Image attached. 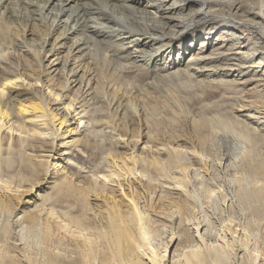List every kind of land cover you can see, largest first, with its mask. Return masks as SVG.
Masks as SVG:
<instances>
[{"label": "bare ground", "instance_id": "6f19581e", "mask_svg": "<svg viewBox=\"0 0 264 264\" xmlns=\"http://www.w3.org/2000/svg\"><path fill=\"white\" fill-rule=\"evenodd\" d=\"M231 1L0 0V156L4 152L22 154L28 149L34 152H53L51 157L44 156L43 161L33 160L27 163L28 166L24 165L25 171L32 176L42 175L44 181L39 186L35 185L33 190L30 186L28 191H22L27 193L25 199H28L21 202L30 204L36 190L40 192L46 185L51 184L52 180L56 181V184L50 190L55 189L57 193L58 187H61L59 184L68 180L62 173V167L58 168L59 165L52 163L53 156L57 155L53 144H57L55 141L65 134L71 135L69 137L72 138L68 148H87L95 145L90 143L89 130L109 129L111 132L115 131V134L111 135L114 137L116 133L119 136L125 130L131 131L136 126L139 128L141 124L144 127V122L150 123L151 119L157 118V113L154 114L155 112L149 109L146 103L148 101L143 96L134 97L131 95L133 93L126 92L123 79L126 81L129 78L120 71L111 69L112 64L117 63L118 67H122V72L129 68H126L128 65L143 70L164 66L170 71L168 75L162 76L165 78L182 75L196 79L225 77L238 84H254L252 87H256L255 89L264 95V0L256 1L258 8L255 13L251 12L253 5L249 2L250 8L245 12L246 15L258 17L255 18L258 20L246 19V15L240 18L237 15L240 7L234 4L235 1L230 4ZM229 31L248 34L258 45H243L240 42L242 38L235 36L230 39L234 44L229 49H222L220 42L224 41L220 40L221 35L232 36ZM219 32V40L213 39V35ZM255 42H251L252 45ZM186 43L189 44L185 46ZM123 60H127L126 66L122 65ZM251 72L260 73L261 78L253 77L241 81V77H238L240 74L243 77ZM257 105L255 104L256 107ZM262 106L260 104L261 108L258 106L260 109L255 111L257 116L244 117L255 119V122L259 121L264 125ZM248 110L251 112L252 109ZM12 119L15 121L10 123ZM37 123H41L45 130L40 129ZM27 124L31 127L27 128ZM69 126L72 128L67 130ZM63 127L66 129L63 130ZM45 131H50L53 136L49 150H44L47 145L39 140ZM12 132L25 134L26 138L16 144ZM146 138L142 137L144 146L147 145ZM27 140H32L34 144ZM247 140L255 145L259 138L246 137ZM51 147L53 150H50ZM119 147L123 157L115 159L117 155L113 156L111 153L112 156L108 159L113 171L99 177L104 180L101 183L102 191L93 193L91 188L77 189L81 194L80 198H85L87 203L89 196L100 202L93 213H88L90 218L82 216L79 220L67 219L65 214L66 217L60 215L57 218L64 217L67 224L63 220L62 225L53 223L49 217H42L43 210L38 209V205L34 204V209L37 208L38 211H19L17 205L15 208L13 202L0 195V209L7 212L15 210L12 214V225L16 228L43 227L44 240L49 243L53 238L50 224L55 230L78 228L81 220H94L101 225V230L82 235L83 239L71 238L69 243L73 249L59 259L46 252V264H55L57 260L65 264H226L229 256L234 264L255 263L254 254L258 251L257 248L247 243V240L244 241V238L243 241H235L236 234L239 236L241 231L238 232L234 228L237 226L231 219L224 221L220 218V224L215 225L207 216V219L204 216L197 218L195 214H191L192 201L185 193H137L141 192L143 187H140L139 181L135 179L134 171L141 166L143 169V165L153 164L146 159L145 152L141 151L143 148L131 145L129 140ZM151 147L154 149L150 148V152H155L156 149L160 151L155 146ZM94 148L98 147L95 145ZM238 149L233 147L226 150L222 158L224 168H228V165L230 167L236 153H240ZM167 160H170V157ZM198 160L201 159H190L191 162H188L190 167L193 166L192 171L194 165L201 166V161ZM232 165L236 167L235 163ZM202 167H206V164ZM143 171L142 173L145 172ZM194 171L200 172L196 169ZM125 175L129 178L131 176L130 182L128 178L119 180ZM206 177L208 178V175ZM71 180L68 185L72 184ZM108 185L114 187L112 191L116 193L103 192ZM18 186L15 185L14 188ZM10 187L0 184V193H12L13 188ZM80 198L78 196V199ZM250 198L263 201L264 189L257 196L243 193L240 201L246 202ZM2 237L0 264L1 258L10 252ZM24 252L25 257L27 254ZM169 252L171 254L167 259ZM18 255L22 256L20 253ZM262 262L264 263V260Z\"/></svg>", "mask_w": 264, "mask_h": 264}, {"label": "rangeland", "instance_id": "374dc122", "mask_svg": "<svg viewBox=\"0 0 264 264\" xmlns=\"http://www.w3.org/2000/svg\"><path fill=\"white\" fill-rule=\"evenodd\" d=\"M234 1V4L240 7L237 13L240 18H243L246 15L245 12L250 8L248 6L249 2L253 5L251 12L255 13L257 11V0H232L230 4ZM234 17L238 18L235 15ZM245 18L258 20L255 19L258 17L251 15H246ZM234 32L235 31H229L228 33L232 34V36L221 35V38L218 36L220 32L215 33L213 39L216 38L219 40L220 38V40L222 39L221 41H224L220 42V45L222 44L223 46L222 49H229L234 44V41L232 42L230 39L235 36L242 38L240 42L243 43V45H246V43L251 44H249V47L258 45L257 42L251 39L250 35L243 33H238V35ZM251 42H255V44L252 45ZM188 44L189 43H186L185 46ZM199 44L200 42L197 44V47ZM215 49L216 48H213V50ZM214 52L216 53L217 51ZM122 65L126 66L127 60H123ZM110 68L118 72L120 71L124 76L126 75L129 78L126 81L123 79L126 92L133 93L131 95L134 97L143 96V98L148 101L146 103L149 109L153 110L155 112L154 114L157 113V118L149 119L151 122H147L148 125L144 122V127L141 124L139 127L141 129L136 126V128H133L131 131L125 130V132L119 136H117L116 133L114 137L111 135L115 131L111 132L112 130L109 129L103 130V128H96L94 131L89 130L90 143H92V145L95 144L98 148H94L95 145L87 148L79 146H71L68 148V145L72 143V138L69 137L71 135L65 134L62 136L61 139L55 141L57 144H53V149H55L57 155L53 156L54 159L52 163H56L57 166L59 165L58 168L62 167V173L68 180L62 181V183L59 184L61 186L60 188L58 187L59 185L57 186L60 191H57V193H55V189L53 191L50 190V188H54L56 184L54 180L50 182L51 184L46 185L40 192L36 190L33 194L36 198L33 196L32 200L30 199V204L34 201L31 205L21 202L23 200L27 201L28 199H25L27 193L24 194L22 191H28L30 186H32L33 190L35 185L39 186L44 180L42 175L32 176L29 172L25 171L23 167L25 164V166H28L27 163H31L33 160L43 161L45 159L44 156L51 157L53 152H34L31 149L17 155L4 152L0 156V174L2 179L0 184L5 186L8 185V187L11 186L10 188H13V191L11 190L12 193H3V195L0 193V195L13 202L15 208L17 205L19 211H35L37 208L34 209V207L38 205V209L43 210L42 217H49L50 221L53 223H61L62 220L66 222L64 219L66 215L67 219L74 218L79 220L82 216L90 218L89 214L93 213L100 202L89 196L87 203V201L84 200L85 198H82L83 200L80 198L81 194L78 190L82 188H91L94 190L93 193H100L99 191H102L101 183L104 181L102 180L103 178H99L100 175H106L110 171H113L108 158L111 157L112 154L113 156L117 155L115 159L123 157L120 154L121 148L119 146L126 140H129L131 145L139 146L141 149L143 148L141 151L143 153L145 152V157L147 156L146 159L153 164L152 166L143 165V169L141 166V168L139 167L140 170L134 171L135 179L139 181L140 187H143L142 191H138L137 193H155V195L160 193L162 195H165V193H185V195L190 196L189 199L192 201L190 203L192 209L191 214H195L197 218H202L203 216L206 218L207 216L215 225L220 224L219 220L227 221L229 219L230 221L231 219V221L240 228L234 227L238 232L241 231L242 233H240L243 234L245 231L246 234L244 232L242 236L240 233L239 236L236 234L237 238H234L235 241L247 240V243L255 246L258 251L255 253L257 255L254 254L256 259L254 258L255 263L253 264H264L262 262L264 260V200L250 198L246 202L240 201V196L243 193H251L257 196L259 192L264 189V125L259 123V121H256V123L254 121L255 119L250 120L244 117L250 115L257 116L255 111L261 108L260 104L264 106V97H262L264 95L261 94L262 92L256 90V87H252L254 84H238L231 82L230 80L232 79L225 77H203L196 79L182 75L181 77L172 76L170 78H165L162 76L168 75L170 71L164 66L160 68H146L143 70L140 67L135 68L134 65H128L126 66L128 69L125 70L127 74L122 72V67H118L117 63L115 65L112 64ZM128 70L130 71L128 72ZM238 77H241V81L253 77L261 78L260 73L254 74L253 72L243 77L240 74ZM154 84L155 86H153ZM153 87H159V89H152ZM258 94H261L260 97H258ZM250 101L251 103H249ZM253 101H255V103ZM255 104H258L257 107ZM147 106L146 108L148 109ZM153 107L156 110H154ZM246 108L252 109L251 112L248 109L247 111ZM14 121L15 119H12L10 123ZM37 125L40 129L44 128L45 130V127L42 128L41 123H37ZM30 127L31 126L27 124V128ZM70 128H72V126H69L67 130H70ZM65 129L66 128L63 127V130ZM63 130H61V132ZM5 132H7V130ZM49 132L50 131H45L44 135L39 139L44 141V145H47L44 150H49L50 141L53 139V136ZM12 135L16 144L21 141V139L26 138L25 134H19L17 132H12ZM143 136L147 137V141L145 140L147 145L145 146L142 144ZM245 136L248 139L257 137L259 141L257 140L256 144L252 145L248 140L246 141ZM35 138L38 137L35 136ZM27 141L30 144H34L32 140ZM151 146L157 147L160 151L156 149L155 152H150L151 149H154ZM233 147L240 149H238L240 153H236L232 160V164L235 163L236 167L230 164V167L228 165V168H224L222 158L226 150H231ZM53 149L51 147L50 150ZM141 151L139 152L141 153ZM141 155L144 156V154ZM153 156L157 157V159ZM150 157L154 158H152L154 162ZM168 157H170V160H167ZM155 159L158 162H156ZM190 159H201L198 160L199 162L201 161V166L198 164V168V165H194L196 168L194 167L192 171L193 166H189L191 162ZM165 160L166 162L169 161V165ZM163 162H165V164ZM205 164L206 167H202L205 166ZM155 165L159 166V168ZM209 166H211V168ZM164 168L167 169L165 170ZM200 168H204L205 170ZM195 169L200 170V172H195ZM142 171L144 173H142ZM162 173L165 176H163ZM187 174L188 176H186ZM199 175L203 177L200 176L202 180ZM206 175H208V178ZM12 178H14V180ZM126 178H128L130 182L131 176L129 178L126 177V175L120 177L119 180H126ZM24 180L27 181L24 182ZM69 180L72 181V184H69L70 186L68 185ZM114 180L117 181L116 178ZM198 181L201 186L197 184ZM10 182L12 184H10ZM14 184L17 186L19 185V189L17 187L14 188ZM177 184H179V186H176ZM133 185H135V183H133ZM112 188L114 187L108 185L103 192L116 193L112 191ZM60 189H63V192ZM185 190L188 194L183 192ZM78 196L80 199H78ZM154 197L155 196H152V198ZM81 200L85 203H82ZM85 205L87 206L85 207ZM14 211L7 212L6 210L0 209V237L3 236L1 239H4L3 241L7 243V249L10 251L9 254L7 253V255L1 258V264H46L47 253L59 259L63 254L67 255L71 252L73 249L69 243L71 238L80 240L83 239L82 235L102 229L101 225L94 220H81L78 228L70 227V230H55L49 221L53 233L52 242L49 243L44 240L43 227L29 228L22 226L21 228H16L12 225L11 221L13 222L12 214ZM52 212L55 213V215H49V213ZM60 215L65 216L63 219L61 217L57 218ZM229 215L231 216L229 217ZM220 218H222V220ZM235 218H237V222L234 220ZM67 223L68 222H66V224ZM176 225L177 222L174 224V227ZM232 227L233 223H231V228ZM71 231L74 232L71 233ZM247 231H249L248 234ZM249 233L253 235L251 236ZM152 235L153 233L151 236ZM247 236L251 239L247 238ZM18 249H21V251ZM22 251L27 254L25 257H29V259L23 256ZM19 253L24 259L22 256L18 255ZM43 253L46 254L44 255ZM170 254L171 252L167 254V259ZM226 260V264H234L230 256L229 258L227 257ZM55 264L65 263L57 260Z\"/></svg>", "mask_w": 264, "mask_h": 264}]
</instances>
